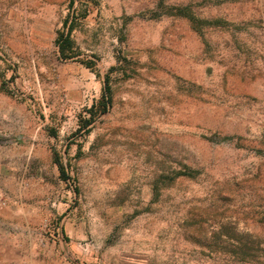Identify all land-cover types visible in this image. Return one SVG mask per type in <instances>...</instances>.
Instances as JSON below:
<instances>
[{"label": "rangeland", "instance_id": "obj_1", "mask_svg": "<svg viewBox=\"0 0 264 264\" xmlns=\"http://www.w3.org/2000/svg\"><path fill=\"white\" fill-rule=\"evenodd\" d=\"M70 1L0 0V264H264V0Z\"/></svg>", "mask_w": 264, "mask_h": 264}, {"label": "trees", "instance_id": "obj_2", "mask_svg": "<svg viewBox=\"0 0 264 264\" xmlns=\"http://www.w3.org/2000/svg\"><path fill=\"white\" fill-rule=\"evenodd\" d=\"M69 5L70 7L73 5V0L70 1ZM168 14L177 16V17L186 18L187 20L190 21V23H192L194 29H196L199 32H200V27L202 26L204 27V26L220 25L222 23L221 20H214V21L198 20L197 18H195L194 14L188 8H182V7L172 8L168 10ZM74 20L76 19L74 18ZM64 25L65 26L67 25V21H65ZM72 31H73V24L68 27L66 32L58 33L57 38L55 39L54 43L58 47V53H59L60 59L65 60V59L75 58V53L73 52V43L70 39V35ZM83 65L89 69H92L93 62H83ZM113 69L114 68H111L110 70H113ZM109 82H110V77L106 75L104 79V86L102 89V94H101L99 101L96 104H94L91 109L87 111L89 115V120L85 121L82 126H79L77 132H80L81 128L85 129L92 123L95 117L96 109L99 110V113H105L107 111L108 107L111 104V95H112ZM1 89L3 90L2 87ZM220 142L221 141H217L215 143H220ZM54 163L58 166L59 172L62 175V177L65 178L66 176L64 174V168L60 164V161L57 159V157L54 158ZM185 169L186 171H183V172L181 171L175 172V176L185 175V176L191 177L192 175H191V172L189 171L190 169L188 168H185ZM237 249L238 251H241V247H237Z\"/></svg>", "mask_w": 264, "mask_h": 264}, {"label": "crops", "instance_id": "obj_3", "mask_svg": "<svg viewBox=\"0 0 264 264\" xmlns=\"http://www.w3.org/2000/svg\"><path fill=\"white\" fill-rule=\"evenodd\" d=\"M39 33H41V32H39L37 30L34 32H31L30 40H34V39L38 38L37 35ZM28 43L30 46V42H28ZM32 53H34V52H32ZM32 53L29 52V53L24 54L25 59H24V61H22L24 66H30L31 64L35 63V61H34L35 59H34V56ZM0 90H2L1 85H0ZM12 108H13L12 100L9 99L5 94L0 93V128H2L3 130L9 131V130H11V128H13ZM19 119H22V116H19ZM36 119L38 121L39 127L41 125H43V124H41V118L36 116ZM20 132H22V131H20ZM29 137H30V135H29ZM28 142H29V140H28ZM45 143H47V142H45ZM43 146H44V149H46V144ZM27 150H28V148H27ZM19 154L20 153L18 152V150H15V148H13V147H1L0 146V183H6V184L9 183L11 176H12V172L10 171V169L12 167L13 161L19 160L21 158L24 160V157L21 156V158H20ZM25 159H26V157H25ZM1 194H2V192L0 193V195ZM3 194H5V193H3ZM0 208H1V206H0ZM2 209L3 208H1V210H0V215H3V213L5 212Z\"/></svg>", "mask_w": 264, "mask_h": 264}, {"label": "built area", "instance_id": "obj_4", "mask_svg": "<svg viewBox=\"0 0 264 264\" xmlns=\"http://www.w3.org/2000/svg\"><path fill=\"white\" fill-rule=\"evenodd\" d=\"M3 64L10 65L11 64L10 59L6 56H2L0 59V65H3ZM13 93L16 97L24 98V99L26 98L24 91L21 89H18V88L15 89L14 86H13ZM25 100L28 103H32L31 99H25ZM44 109H45V107H44ZM2 139L4 140V142L6 144H18L19 141L21 140L19 137H14V138L13 137H4Z\"/></svg>", "mask_w": 264, "mask_h": 264}]
</instances>
